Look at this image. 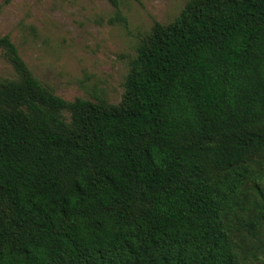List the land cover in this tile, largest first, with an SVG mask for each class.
I'll use <instances>...</instances> for the list:
<instances>
[{"label":"trees","instance_id":"trees-1","mask_svg":"<svg viewBox=\"0 0 264 264\" xmlns=\"http://www.w3.org/2000/svg\"><path fill=\"white\" fill-rule=\"evenodd\" d=\"M0 49V264L264 262V0L155 23L117 105L66 102Z\"/></svg>","mask_w":264,"mask_h":264},{"label":"rangeland","instance_id":"rangeland-1","mask_svg":"<svg viewBox=\"0 0 264 264\" xmlns=\"http://www.w3.org/2000/svg\"><path fill=\"white\" fill-rule=\"evenodd\" d=\"M118 1L122 23L107 0H0V37H9L40 85L64 101L117 105L139 43L189 0ZM13 77L0 49V79Z\"/></svg>","mask_w":264,"mask_h":264}]
</instances>
